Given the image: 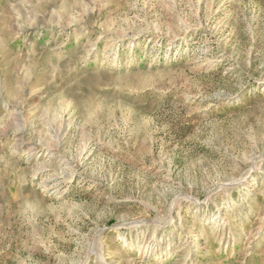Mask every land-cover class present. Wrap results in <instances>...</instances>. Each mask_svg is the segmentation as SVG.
I'll list each match as a JSON object with an SVG mask.
<instances>
[{"label":"rangeland","instance_id":"1","mask_svg":"<svg viewBox=\"0 0 264 264\" xmlns=\"http://www.w3.org/2000/svg\"><path fill=\"white\" fill-rule=\"evenodd\" d=\"M0 264H264V0H0Z\"/></svg>","mask_w":264,"mask_h":264}]
</instances>
